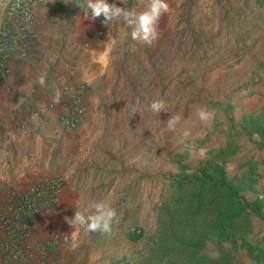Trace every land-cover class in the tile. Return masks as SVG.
Returning <instances> with one entry per match:
<instances>
[{
    "label": "crops",
    "instance_id": "crops-1",
    "mask_svg": "<svg viewBox=\"0 0 264 264\" xmlns=\"http://www.w3.org/2000/svg\"><path fill=\"white\" fill-rule=\"evenodd\" d=\"M7 1L0 0V23ZM188 1L203 6L202 12L198 10L194 15L195 20L202 25L200 34L203 37H213L211 42L199 44L197 51L211 52L216 46L220 47L223 41L219 42L215 33L222 34L224 39V28L228 31L227 37L231 27L234 30L232 38L240 29L244 37L246 32L250 39L259 38L258 46L264 44V0ZM108 2L139 13L146 9L149 0H126L125 5L122 0ZM86 4L87 0H54L36 6L34 23L26 35V55L9 59V73L0 76V188L49 176L63 179L58 208L37 215L34 223L35 232L40 236L49 229L69 234V239L55 252L59 264H104L119 249L123 239L127 240L122 230L130 221V200L113 206L117 210V222L122 216L125 221L114 223L110 233H88L79 227L74 230L65 218L73 217L76 207L83 209L92 201L115 203L123 187L129 189L130 199V131L135 130L130 127L132 122L148 118L151 101L161 98L155 93L151 101H142L135 109L130 108V101L135 97L130 92L133 81L130 80H138V87L149 86L152 75L148 78L146 72L152 71L157 64L165 65L179 53L175 41L170 56L166 51L170 45V40H166L169 14L165 13L159 21V38L147 45L134 41L132 29L122 21L107 26L102 22L103 16L86 19ZM100 30L103 36L99 37ZM172 36L171 33L169 39ZM248 43L251 42L241 45L238 53L245 52ZM221 52L237 51L222 48L218 53ZM188 66L182 59L173 76L182 80L183 74L178 71ZM143 74L146 75L145 83ZM41 75H46L44 86L37 83ZM164 80L163 84L167 82ZM159 82L153 81L150 87ZM75 83L82 84L86 108L77 124L63 131L57 123L59 103ZM245 89L239 94L246 93ZM261 91V95L253 96L254 90L246 99L240 98L244 105L241 104L236 117L232 115L235 109L232 111L230 100L226 98L224 105H218L222 112L225 111L223 118L232 117L237 122L245 117L243 112L251 110L255 116L263 117L264 88ZM57 94L59 103L54 102ZM229 107L231 112L227 113ZM223 121V125H214L218 129L204 130L202 138L192 140L191 146L199 151L205 149L206 154L211 153L213 157L229 144L233 145L226 156L212 163H222L226 174L229 165L235 164L233 168L249 175L253 180L252 190H257L255 176L264 177V133L258 129H231L229 120L226 124ZM177 164L180 166L182 161ZM234 169L227 174L229 177L235 174ZM257 191L252 197L262 196L261 191Z\"/></svg>",
    "mask_w": 264,
    "mask_h": 264
},
{
    "label": "rangeland",
    "instance_id": "rangeland-1",
    "mask_svg": "<svg viewBox=\"0 0 264 264\" xmlns=\"http://www.w3.org/2000/svg\"><path fill=\"white\" fill-rule=\"evenodd\" d=\"M168 1L170 5L167 12L169 17L166 19L168 26L166 40H170V45L166 51L170 53V56L173 51L171 48L172 42L175 41L179 46V53L176 57L168 60L165 65L157 64L153 67V70L151 69L152 71L146 72L148 78L150 77L149 74L152 75V78L149 79L152 82L155 80L160 81L153 88L150 87L152 82L149 86L138 87L136 86L138 80L135 81L134 78L130 80H133L132 85H130V92L135 94L134 99L130 101V108L135 109L139 102L151 101V96L156 93L161 96L160 99L165 101L168 111H162L158 116L150 112L148 118L145 117L140 121L132 122L130 129L135 130L130 131V137L132 138L130 140V199L128 198L129 189L123 187L119 193L118 201L115 203H113L114 201H108L110 205L116 207L119 206V203L130 200V221L126 224L128 228L125 227L122 233L125 235L128 230L139 226L142 229V235L135 241L123 239V242L118 246L119 249L114 251L104 264H108L112 259L116 260L117 264H130V260L147 255V248L152 245L156 227L155 207L158 201L166 196L168 192L163 188V177L164 175L175 174L180 170L177 161H182L185 164L189 163V166L195 167L202 164H211L220 157L219 153H216L213 157L211 153L202 157L200 151L191 146V144H194L192 140H200L206 129H218L219 127L215 128L214 125H223V120H225V124L229 120L231 129L259 130L264 127V116H255L254 110L243 112L245 117L234 122L235 118H223V113L226 115L225 111L222 112V108L218 107L221 103L224 105L226 98L229 99L232 111L235 109L232 115L236 117L238 110L241 109V104L244 105V102H240L241 97L246 99V96H250L249 92L254 90L253 96L261 95V90L264 88V84H262L264 81V44L258 46L256 43L260 41L259 38L250 39L246 32H244L246 35L244 37L242 32L239 31L240 29L237 30L239 33L232 38L234 30L231 27L227 37L228 31L224 28V39H222V34L219 36L215 33V37L218 36L219 42L223 41L220 47L216 46L211 52H199L196 49L197 47L200 48L202 42L206 44V41L211 42L213 40V37L207 39V37L200 34L202 25L195 20L194 15L199 12L198 10L202 12L203 6L193 4L188 0ZM218 23L217 20V30L219 29L217 27ZM171 33L173 36L172 39H169ZM249 41L251 43H248L245 52L238 53L241 45ZM230 46L231 48H228ZM222 48L237 52L231 54L229 52L218 53ZM182 59L189 66L182 71H178V73L183 74L182 80H179L173 74H175L176 68L180 65ZM146 75L143 74V83L146 81ZM163 80H167V82L163 84ZM246 86H248L247 89H245ZM242 89H245L246 93L239 94ZM259 100L261 99L259 98ZM247 103L255 104L254 101H248ZM201 107L207 108L212 113V118L207 123L201 122L196 116L197 109ZM227 107L228 104H226ZM231 108L227 113L231 112ZM171 116L181 117L175 130H170L168 127L167 121ZM248 120L261 127L251 128L247 124ZM184 129H190L191 135L186 138L185 143L181 144L178 141ZM234 165H229L228 175L233 171ZM109 168L111 169V167ZM234 170L236 171L232 177L245 178V188L242 190V195L246 199L257 198L252 197L253 193L258 192L257 190L261 191V197L264 198V177H261V175L255 176L254 183L257 182V190H252V178L244 173H239L240 170L237 168ZM186 171H189V169H186ZM103 172H105V169ZM258 181L261 183H258ZM260 213L264 215V204L260 208ZM244 214L247 216L249 226L242 233L243 239L235 237L233 241L230 238H220L208 234L200 252L208 258H216L220 254L226 253L228 261L224 264H264V256L261 260L255 261L246 250V242L264 249V220L248 209L245 210ZM121 215L119 216L121 217ZM124 221L125 219L122 216L119 222L123 223ZM181 260L180 257L172 256L170 262L167 263L164 257L161 264H181Z\"/></svg>",
    "mask_w": 264,
    "mask_h": 264
},
{
    "label": "trees",
    "instance_id": "trees-1",
    "mask_svg": "<svg viewBox=\"0 0 264 264\" xmlns=\"http://www.w3.org/2000/svg\"><path fill=\"white\" fill-rule=\"evenodd\" d=\"M247 124L251 128L261 127L250 120ZM259 130L264 133V127ZM232 147L229 144L220 150V157L226 156ZM163 181V188L168 192L155 207L156 227L152 245L147 248L145 257L130 260V264H161L164 257L169 263L172 256L180 257L181 264H224L228 261L226 253L208 258L200 252L207 235L233 241L235 237L243 239L242 233L249 226L244 214L246 209L264 220L260 213L264 198L246 199L242 195L245 178L229 177L222 163L195 167L182 163L177 173L164 175ZM141 235L142 229L137 226L124 236L135 241ZM246 250L255 261L264 256L262 247L247 242ZM108 264L117 263L112 259Z\"/></svg>",
    "mask_w": 264,
    "mask_h": 264
},
{
    "label": "built area",
    "instance_id": "built-area-1",
    "mask_svg": "<svg viewBox=\"0 0 264 264\" xmlns=\"http://www.w3.org/2000/svg\"><path fill=\"white\" fill-rule=\"evenodd\" d=\"M48 1L54 0L7 1L0 23V76L9 73V59L26 55V35L34 23V8ZM81 87L75 83L59 103L57 123L63 131L73 128L86 108ZM63 187L62 178L49 176L0 188V264H59L55 252L69 234L49 229L42 237L35 232L34 223L37 215L58 208Z\"/></svg>",
    "mask_w": 264,
    "mask_h": 264
},
{
    "label": "clouds",
    "instance_id": "clouds-1",
    "mask_svg": "<svg viewBox=\"0 0 264 264\" xmlns=\"http://www.w3.org/2000/svg\"><path fill=\"white\" fill-rule=\"evenodd\" d=\"M122 3L125 5L126 0H122ZM168 11L167 0H149L146 9L139 13L129 10L126 6L121 7L116 3H109L108 0H87L85 18L95 20L103 16L102 22L107 26L122 21L132 29L131 37L134 41L151 45L159 38V21ZM45 80L46 75H41L37 83L44 86ZM54 102L59 103V94L56 95ZM148 110L158 116L162 111H168V108L163 99H155L148 106ZM196 116L201 122L207 123L212 118V113L207 108L201 107L197 109ZM180 120V116H171L167 121L169 129L175 130ZM190 135V129H184L178 142L185 143ZM205 154L206 150L200 149V155L203 157ZM76 209L73 217L65 218L74 230L79 227L88 233H110L113 224L117 222V210L107 201H92L83 209L79 207Z\"/></svg>",
    "mask_w": 264,
    "mask_h": 264
}]
</instances>
